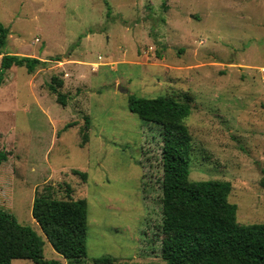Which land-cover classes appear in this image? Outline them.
Segmentation results:
<instances>
[{"label": "rangeland", "instance_id": "374dc122", "mask_svg": "<svg viewBox=\"0 0 264 264\" xmlns=\"http://www.w3.org/2000/svg\"><path fill=\"white\" fill-rule=\"evenodd\" d=\"M0 20L4 52L46 63L0 87V208L43 237L47 259L69 264L32 215L36 191L86 198L87 256L73 264H166L161 128L129 110L131 94H191L190 178L229 180L237 221L264 223V0H0Z\"/></svg>", "mask_w": 264, "mask_h": 264}, {"label": "trees", "instance_id": "16d2710c", "mask_svg": "<svg viewBox=\"0 0 264 264\" xmlns=\"http://www.w3.org/2000/svg\"><path fill=\"white\" fill-rule=\"evenodd\" d=\"M8 35L9 28L0 20V86L13 65L24 66L33 73L38 65L46 64L39 57L4 52ZM62 85L63 80L54 75L48 88L61 105H66L67 96L60 91ZM185 95L183 101L166 95L128 97L131 112L161 128V257L166 264H264V223L237 221V204L228 199L231 182L190 178L193 145L186 119L192 111V95ZM87 137L84 134V142ZM6 158L7 154L0 151V164ZM73 171L87 178V172ZM32 215L53 248L69 264L79 263L87 256L86 198L60 199L36 191ZM2 226L7 239L3 242L0 238V264H12L14 258L30 259L34 264H63L44 256V239L37 231L0 208ZM94 262L114 264L115 258L103 255L94 258Z\"/></svg>", "mask_w": 264, "mask_h": 264}, {"label": "crops", "instance_id": "0c3cea01", "mask_svg": "<svg viewBox=\"0 0 264 264\" xmlns=\"http://www.w3.org/2000/svg\"><path fill=\"white\" fill-rule=\"evenodd\" d=\"M9 33H10V31H9ZM8 37H9V35H8ZM7 40H8V38H7ZM6 53H9V52H6ZM14 54H17V53H14ZM19 55H21V54H19ZM0 61H1V55H0ZM14 67H16V65H13L11 68H9V69L7 70V72H6V76H7V73H8L9 71H12ZM27 72H28V71H27ZM28 73H29V72H28ZM29 74H31V73H29ZM5 82H7V79H5ZM5 82H4V83H5ZM4 83H3V84H4ZM3 84H2V85H3ZM0 87H1V86H0Z\"/></svg>", "mask_w": 264, "mask_h": 264}, {"label": "water", "instance_id": "95a60500", "mask_svg": "<svg viewBox=\"0 0 264 264\" xmlns=\"http://www.w3.org/2000/svg\"><path fill=\"white\" fill-rule=\"evenodd\" d=\"M120 90H125L123 87H121L120 85H119V87H118Z\"/></svg>", "mask_w": 264, "mask_h": 264}]
</instances>
